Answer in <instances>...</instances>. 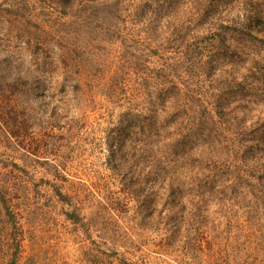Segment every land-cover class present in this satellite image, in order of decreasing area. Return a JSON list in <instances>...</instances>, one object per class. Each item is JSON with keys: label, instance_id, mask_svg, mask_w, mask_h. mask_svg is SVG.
Returning <instances> with one entry per match:
<instances>
[{"label": "rangeland", "instance_id": "rangeland-1", "mask_svg": "<svg viewBox=\"0 0 264 264\" xmlns=\"http://www.w3.org/2000/svg\"><path fill=\"white\" fill-rule=\"evenodd\" d=\"M65 1L0 0V187L18 220L20 264H89L97 243L139 264H226L218 244L193 245L191 215L172 231L140 226L126 189L133 167L117 152L129 139L109 147L123 115L150 105L145 66L160 59L147 38L156 20L141 10L154 1ZM5 220L0 204V264L14 251ZM259 249L228 264H264Z\"/></svg>", "mask_w": 264, "mask_h": 264}, {"label": "trees", "instance_id": "trees-1", "mask_svg": "<svg viewBox=\"0 0 264 264\" xmlns=\"http://www.w3.org/2000/svg\"><path fill=\"white\" fill-rule=\"evenodd\" d=\"M153 1L141 10L156 20L147 38L160 59L158 67L145 66L153 69L143 77L150 105L127 111L109 146L129 139L117 152L127 151L133 167L126 189L137 201L139 224L172 231L191 215L200 251L204 241L218 244L226 264L250 259L253 249L264 254V3ZM56 191L74 206L66 215L79 221L69 195ZM0 204L14 238L3 264H20L18 220L2 187ZM208 221L213 236L205 240ZM90 253L89 264H139L103 244Z\"/></svg>", "mask_w": 264, "mask_h": 264}]
</instances>
